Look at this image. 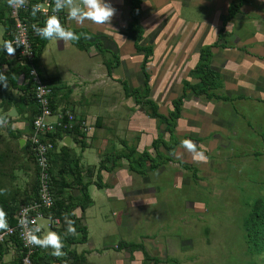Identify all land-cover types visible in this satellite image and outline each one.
Wrapping results in <instances>:
<instances>
[{
    "label": "rangeland",
    "instance_id": "rangeland-1",
    "mask_svg": "<svg viewBox=\"0 0 264 264\" xmlns=\"http://www.w3.org/2000/svg\"><path fill=\"white\" fill-rule=\"evenodd\" d=\"M194 11L196 9H184L186 14ZM168 19L169 17L165 18L156 29L151 28L149 34V38L156 41L158 34L166 32L165 39L162 38L157 45L160 56L156 58L152 76L153 98L156 99L154 100L158 103L160 111L165 114L173 109L171 97L181 92L179 82L176 81L179 74L174 72L177 68L178 72L181 71L177 64L178 58L172 62L170 73L163 71L162 53L172 44L175 34H178V24H172L173 21L169 23ZM262 20L263 17L260 20L256 16H250L231 25L234 34L227 39V43L233 45V48L238 45L241 49L250 51V45L247 46L242 37L253 34L257 29L264 35ZM3 33L4 27L0 24V35ZM171 33L174 34L173 38ZM174 43V48H178V41ZM98 46L103 49L102 45ZM254 48L264 54V40ZM232 52L237 54V51ZM87 54L79 51L77 46H72L62 54L63 58H60L58 42L53 41L43 60L49 63L48 67L52 69L53 59L57 63L59 59L63 60V67L70 65L74 68L76 59L82 58L85 68L89 63H96L89 59ZM231 54V58L234 57L236 62V55ZM99 57L101 61L103 58L101 55ZM106 57L114 59L113 52L107 51ZM261 59L264 60V56ZM241 65L245 66V61L241 62ZM140 67L139 62H133L131 66L137 72L132 73L136 78L135 82L142 83L144 76ZM247 67L249 70L244 67L245 71L241 74L245 79L249 78L248 76L259 79L257 83H252L256 84V87L248 91L237 88L228 91L225 86L226 79L223 77V87L218 89L219 94L233 96V101L213 99L211 103L206 104L203 103L205 101L197 99L192 91H189L190 95L185 99L187 106H190L188 103H195L191 108L197 104L194 109L199 116H184L185 121H180V118L176 129L177 138L181 141L191 139L198 150L204 152L206 161H194L192 155L179 144L173 150H166L162 146L161 150L173 160L164 163L155 171L148 170L146 175L131 170L125 158L119 160V166L113 171L102 170L105 171L107 189L91 187V193L97 202L88 210L87 218L85 215L81 221L82 224L88 225L91 240L88 244L79 246V249L95 250L89 256L91 262L104 264L101 261L102 256L98 254L109 253L111 260H107L105 264H154L153 260L145 259L140 250L132 253L129 249H115L114 244L118 246L121 240H125L144 243L152 257L161 259L160 264H264V228H260L261 232L255 241L249 238L247 228L250 210L256 200L264 198V69L254 63ZM59 69L63 72V78L66 77L68 88L74 90L79 78L72 80V76L66 74L63 68ZM233 71L228 70L227 75H234ZM48 73L53 72L48 70ZM188 76L192 82L195 81L193 71ZM82 88L76 91L75 97L82 93L86 95L89 91L87 85ZM112 90L113 88L108 90V96H111ZM132 100L130 98L128 102L131 103ZM125 102L124 106H127L128 103ZM204 105L210 108L211 116L205 112L207 106ZM138 109L141 113L149 115L143 106H138ZM136 120L139 125L136 130L129 131L124 127L120 132L121 137H104L106 141L102 159L107 160L120 151H125V140L129 146L137 147L139 153L149 150L155 156L150 137L149 140L144 139L146 133L153 135L154 139L159 136L166 140L170 138L166 123L150 116H137ZM186 129L188 133L185 134L183 131ZM6 131L0 121L2 150L9 146ZM180 161L187 164V167ZM106 164L111 166L112 162L106 161ZM149 164L147 161L148 166ZM115 192L120 198L112 201L107 194L113 195V198ZM77 213H80L79 209ZM39 223L43 229L42 236L49 231L55 232L54 229L61 225L60 221L49 226L48 218L39 219ZM18 252L19 249L13 242L5 243L0 264H15ZM118 259L119 262L116 261Z\"/></svg>",
    "mask_w": 264,
    "mask_h": 264
},
{
    "label": "crops",
    "instance_id": "crops-1",
    "mask_svg": "<svg viewBox=\"0 0 264 264\" xmlns=\"http://www.w3.org/2000/svg\"><path fill=\"white\" fill-rule=\"evenodd\" d=\"M233 1L234 0H143L142 8L139 12L140 23L145 29L144 40L142 44L154 46V56L148 64V70L151 74L150 84L152 87V98L154 92L152 86V76L155 69L154 63L157 56H160L157 45L158 42L162 40V38L163 40L165 39L166 32L164 31L158 34L159 38H157L156 41L150 39L149 34L151 33V28L156 29V27L162 24L163 20L168 17L169 23L170 21H173L172 24H178V34H175L174 36V34L171 33L172 38L174 36V41L171 45L167 46L165 51L162 53L163 71L165 73H170L172 62L176 57L179 60L177 64L181 69L179 72L178 68L177 71H174L175 73L179 74L178 80L176 81L179 82L181 92L177 96L171 97L172 100L176 97H179L183 93V86L186 80L190 81L191 83H197L199 81V79L196 78L195 81L192 82L188 74H190L198 64L202 47L208 44H213L219 40V31L222 27H225L227 35L225 39L218 41L220 46L213 48L214 56L211 62V67L214 70L220 72L224 77V80L226 79L225 86L226 90L228 91H232L235 88L248 91L249 89L254 88V86L256 87V84L253 85L252 83H257L259 79L251 78L250 76H248L249 78L245 79L241 72L245 71L244 67L248 69L247 65L250 63L261 65L264 69V60L261 59L264 54L261 53L259 49L254 48L264 40V35L261 34L262 32L259 29H257V31H255L253 34L244 35V37H242L245 44L247 46L250 45V51L245 49L244 51L238 45H235L236 48H233V45L227 43V39L234 34L231 25H234L236 22L239 23L242 20L244 21L245 19L250 18V16H256L260 20L262 17L264 19V0H249L242 6L240 13H238L233 19L225 22L229 15V7ZM109 2L116 9L115 15L111 20L110 25L99 26L90 21H85L84 24L78 25L74 20L68 17L67 10L72 6L83 7L82 0H73L71 5L67 3V0H64L63 25L66 28L79 30L78 34H81L82 32L80 31L83 30L84 41L89 42L90 45L86 49H81L75 45L73 41H62L53 38L49 40L48 44L46 45V48L42 53L38 64L39 71L43 76H56L61 78V81L57 86L62 88L57 92L55 97L54 105L57 106L55 111L68 109L91 123V130L86 134V145L84 149L77 141V136L70 133L64 134L63 139L58 142L56 148V151L59 152L62 147L66 145L71 150H73L76 157L80 159L79 168H82L83 174L85 173V170L88 166L99 165L102 159V154L104 153V141H106L104 137H121L120 132H122V128L125 127L124 129L127 128L129 131H133L139 127L136 120L137 116H149L145 112H140L138 109V106L140 105H136L134 97L126 96L123 84L121 81H119H128L130 89L139 87L144 83V78L143 82L139 83L135 82L136 78L132 75L133 72L137 74L136 70L134 71V69L131 68L133 62L135 64L138 62L142 63L144 54L135 48V40L137 37L136 33L127 28L128 23L131 21V1L109 0ZM185 7L194 10L196 9V11L186 14L184 13ZM263 21L264 20H262V22ZM174 29H176V25ZM171 35H169V37ZM2 36L3 35H0L1 40ZM247 40H249V42H246ZM53 41L58 42L60 58H63L64 55L62 54L69 51L72 46H77L79 51L88 53L87 55L89 59H93V61H96V63H89L87 67L84 68V62L82 61V58H77V64L73 68L70 65H65L63 67L64 62L61 59H59V63L53 59L54 64L52 65H54V69H52V67H48L50 64L46 63L45 60H43V57L45 53H47L51 48ZM175 41H178V48L176 47L177 49L174 48ZM96 42H98V44H96ZM99 44L102 45L103 50L99 48ZM229 45L231 47H229ZM107 51H111L113 52V55L116 54L120 57V63L113 69L112 76L108 75L107 67L104 63L106 59H109L106 57ZM232 51H237V54H234ZM230 54L234 56L236 55V62L234 61V57L231 58ZM99 55H101L103 58L101 61ZM240 61H245V66H242ZM59 64L61 66H59ZM128 66L131 69H129ZM59 68H63V71L66 74L71 75L73 78L72 80H76L77 77L79 78L74 85V90L72 88H68V84L65 82L66 77L63 78V72ZM182 68H184V70ZM230 69L234 70L233 72L235 73L232 76L227 75V71ZM238 69L240 71H238ZM48 70H51L53 73H48ZM235 70H237L239 74ZM140 71L141 74H143L141 67ZM85 85H87V89L89 90L86 92V95L82 93L75 97L76 91L82 90V86ZM111 88H113L112 92H110L111 96H108ZM189 95L190 94L188 93V97ZM22 97V92L13 89L7 91L5 94V99H11L15 103L20 102ZM91 97L94 98L92 99ZM130 98L134 100H132V102H134L133 104H131L132 102H128ZM198 98L200 101H205L203 103L206 104L212 102V100H209L204 96H197V99ZM125 101L128 103L127 106H124L126 103ZM185 104L186 105L183 107L180 121H185L184 116H199L197 111H195L197 104L193 108L191 107L195 103H192V105L188 103L190 106H187V103ZM10 112L14 113L13 116L9 115ZM205 112L210 116L212 114L210 108L208 109V106ZM7 113L10 117H12L10 121L11 130L16 134H20L18 143L20 148H22L27 143V136L30 134V128L26 120V116L19 115V111L15 105H13ZM0 121L6 128L9 120L4 119L3 116H0ZM180 127L181 124H179V128ZM9 132V130L6 131L8 137L10 138ZM183 132L186 134L188 133V130L186 129ZM152 136L146 133L144 139L149 140L150 137V141L152 143L154 139ZM104 172L105 171H102L101 175L102 180L105 183L106 178ZM31 174V171L27 168L18 169L15 171L16 179L13 183H16L17 187L22 188L23 186L25 188L27 185L26 181L29 182ZM71 178V175L68 176L69 180H71ZM24 179H26V181ZM92 180H96V175L92 178ZM92 186H96L98 189H103L99 188L93 183L89 187L90 193ZM68 194L77 196L80 195V190L78 188H74L72 191H68ZM91 196L93 203L85 212L86 218L88 210L94 207L97 202L92 193ZM107 196L112 201L117 197L120 198V195L117 192H115V197L113 198V195L107 194ZM78 209L81 213L80 207L75 210V213L80 216V213H77ZM90 240L91 238L89 237L86 243L76 244L73 246V248L76 249L78 253L86 252L88 260L87 264H95L94 262H91L89 257L95 250H88L86 248L79 249V246L88 244ZM114 247L115 249H118V246L115 244ZM98 255L102 256L101 261L104 264L107 262V260H111V255L109 253L106 255L103 253ZM116 261L119 262L120 259Z\"/></svg>",
    "mask_w": 264,
    "mask_h": 264
},
{
    "label": "trees",
    "instance_id": "trees-1",
    "mask_svg": "<svg viewBox=\"0 0 264 264\" xmlns=\"http://www.w3.org/2000/svg\"><path fill=\"white\" fill-rule=\"evenodd\" d=\"M131 9L130 16L131 21L128 23L127 28L136 33L135 48L143 52V60L141 63V70L144 74V83L139 87L130 89L129 83L126 80H119L122 82L124 91L127 97H134L136 104L141 105L148 112L149 116L157 119L161 123H166L170 138L166 140L162 136L155 138L152 142V148L156 152V155L152 154L149 150H143L138 152L137 147H131L127 142H123L126 147L125 151H120L114 157L107 160L102 159L99 166H88L86 172L83 174L82 168H79L80 159L76 157L73 150L64 145L62 149L57 152L56 148L58 140L63 139L64 134L70 133L77 136V141L84 149L86 145V133L81 131L78 127L73 130L64 133L59 130L55 134L45 135L48 140L56 142L54 149L51 150L50 159V173L52 177V190L54 193V206L48 211L53 218H58L61 221V225L55 228V232L59 233L64 240L63 251L66 253L63 257H55L51 255V249L38 247L36 253L33 255V264H87L86 252L78 253L73 248L76 244H83L88 241L89 231L85 224L81 221L85 217L86 210L92 205L93 199L90 193V185L96 184L99 188H104L106 184L102 180V170L113 171L119 166V160L125 158L128 160L130 169L138 172L142 175H146L148 170H157L164 163L173 160V158L165 154L161 147L166 150H173L179 144L181 140L177 138L176 129L178 126V120L182 117L183 107L185 99L188 97L189 91H192L196 96H204L209 100H223L233 101L234 97L227 94H219L218 89L223 87L224 80L220 72L214 70L211 67V62L214 56L213 48L220 46L219 42L225 39L227 32L225 27H222L219 31V40L213 44H208L202 47L200 52V60L193 70L195 78H198L197 83H191L186 80L183 86V93L172 100L173 109L168 114L162 113L158 103L151 97L152 87L150 84L151 74L148 70V64L154 56V46L142 44L144 40L145 29L140 23L139 12L142 8L143 0H130ZM249 0H234L229 7V15L225 22L233 19L238 13L241 12L242 6ZM10 6L7 0H0V24L4 27V33L2 40L0 39V74L7 77L8 87L5 88L0 84V110L4 119H8L6 130L10 131L9 146L2 150L0 148V208H3L7 214V223L9 226H14L17 223L15 215L19 210L21 204H27L36 200L39 196V170L36 162L35 155L31 149L29 141L20 148L18 138L20 134H16L11 130L10 121L12 117L8 115V111L13 105H15L19 111V115L26 116L30 133L33 131V120L38 114V104L35 99L34 87L28 81L29 68L26 65H22L19 61L20 47H16L15 34L13 32V20L9 16ZM63 23V19L60 20ZM45 22L43 23L44 26ZM70 29V28H69ZM77 34L79 30L71 29ZM80 35L79 41H73L81 49H86L90 43L84 41V31ZM5 41H12L13 46L16 48L15 54L9 56L2 48ZM34 49L36 52V66L39 70V59L44 52L49 40L42 39L35 34L33 36ZM101 50H103L101 48ZM108 75H113V69L120 63V57L114 55V59H106L104 61ZM44 82L52 86L53 93L51 96V106L53 110H56L54 105L55 97L59 91L58 83L61 78L56 76H43L39 71ZM17 90L23 93L22 100L15 103L11 99H5V94L9 90ZM2 98V99H1ZM1 135V134H0ZM1 138V136H0ZM23 160L25 162L23 163ZM106 161H111L112 165L108 166ZM147 161L150 162L149 166ZM184 164L182 161H180ZM187 167V164H184ZM21 168H27L31 171L30 181L27 186L22 189L11 183L16 179L15 171ZM72 176L71 180L68 176ZM96 175L97 180L93 181L92 178ZM10 180V182H9ZM78 188L80 190V196H74L68 194V190L72 188ZM80 207L81 215L78 216L75 210ZM248 236L251 240L255 241L261 232L260 228H264V198L256 200L254 206L250 210L249 218H247ZM75 226L76 234H67L69 226ZM4 230H0L2 232ZM67 236L65 237L64 235ZM41 236V235H40ZM13 243L19 249L18 256L15 264H20L23 254L20 252V242L18 236L12 237ZM10 243V242H5ZM0 244V257L4 255V244ZM256 244V242H255ZM118 249H129L130 252L142 251L145 259L153 260L154 264H160L161 259L152 257L146 249L144 243L129 242L122 240L118 244ZM3 264V263H2ZM5 264V263H4Z\"/></svg>",
    "mask_w": 264,
    "mask_h": 264
},
{
    "label": "built area",
    "instance_id": "built-area-1",
    "mask_svg": "<svg viewBox=\"0 0 264 264\" xmlns=\"http://www.w3.org/2000/svg\"><path fill=\"white\" fill-rule=\"evenodd\" d=\"M54 3L55 0H27L26 7L18 10L12 7L9 8V16L13 20L15 39L16 37L19 38V61L29 68L28 81L34 87L35 99L38 104V114L33 120V131L27 136V141L31 144L39 170V196L30 203L20 205L15 215L16 225L9 226L7 230L0 232V244L7 241L12 243V237L14 235L18 236L20 252L23 254L20 264H33V255L38 249V246L27 244L25 233L36 230L37 235H42L43 229L39 223L41 218L50 219L49 226L60 222V219L53 218L51 213L48 212L55 202L49 155L56 142L48 140L45 135L55 134L59 130L66 133L75 127L86 134L91 130V123L73 111L68 109L53 110L51 106L52 86L43 81L35 64L36 52L33 42L35 31L32 25L37 28L43 27V23L50 15H58L59 20H62L64 17V0H61L63 8L59 12L52 10ZM33 5H37L39 9L35 17L31 15ZM37 120L40 121L39 125ZM59 141L61 140L57 142ZM18 221H23V228L19 226Z\"/></svg>",
    "mask_w": 264,
    "mask_h": 264
},
{
    "label": "clouds",
    "instance_id": "clouds-1",
    "mask_svg": "<svg viewBox=\"0 0 264 264\" xmlns=\"http://www.w3.org/2000/svg\"><path fill=\"white\" fill-rule=\"evenodd\" d=\"M7 3L13 9H20L27 6V0H7ZM69 5L72 4V0H67ZM83 7L72 6L68 8L67 15L74 20L78 25L84 24L85 21H90L96 25H110L113 19L116 9L111 5L109 0H82ZM63 8L61 0H55L53 11L59 12ZM37 5H33L31 8V15L36 16L38 11ZM35 33L42 39L51 40L56 38L62 41H79L80 35L73 30L66 28L60 22L58 15H50L43 27L37 28L32 25ZM16 47H19V38L16 37ZM3 50L12 56L15 54L16 48L13 46L12 41H5L2 45ZM0 84L5 88L8 87L7 77L0 74ZM40 121L37 120L39 125ZM181 146L192 155L194 161L204 162L207 160L203 151L198 150L197 145L191 139H184L181 141ZM19 226L23 228V221H18ZM9 227L7 223V214L3 208H0V230H7ZM67 234L75 235V226H69ZM64 235L65 237L67 236ZM26 242L32 246H38L40 248H51V255L57 258L63 257L66 253L63 251L64 240L61 235L54 231H49L46 235L40 236L36 234V230L25 233Z\"/></svg>",
    "mask_w": 264,
    "mask_h": 264
},
{
    "label": "water",
    "instance_id": "water-1",
    "mask_svg": "<svg viewBox=\"0 0 264 264\" xmlns=\"http://www.w3.org/2000/svg\"><path fill=\"white\" fill-rule=\"evenodd\" d=\"M12 111H16V110H12ZM15 113H16V112H15ZM13 114H14L13 112H10V113H9V115H11V116H13Z\"/></svg>",
    "mask_w": 264,
    "mask_h": 264
}]
</instances>
